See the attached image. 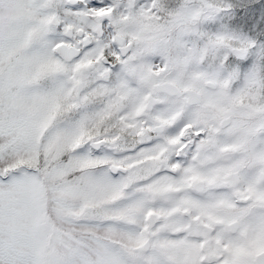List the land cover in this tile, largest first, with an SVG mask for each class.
Instances as JSON below:
<instances>
[{"label": "snow or ice", "instance_id": "snow-or-ice-1", "mask_svg": "<svg viewBox=\"0 0 264 264\" xmlns=\"http://www.w3.org/2000/svg\"><path fill=\"white\" fill-rule=\"evenodd\" d=\"M0 264H264V0H0Z\"/></svg>", "mask_w": 264, "mask_h": 264}]
</instances>
